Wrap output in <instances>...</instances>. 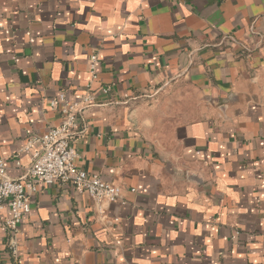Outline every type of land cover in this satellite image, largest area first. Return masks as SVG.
Wrapping results in <instances>:
<instances>
[{
    "label": "crops",
    "instance_id": "crops-1",
    "mask_svg": "<svg viewBox=\"0 0 264 264\" xmlns=\"http://www.w3.org/2000/svg\"><path fill=\"white\" fill-rule=\"evenodd\" d=\"M60 94L84 107L76 166L121 199L40 185L16 256L0 211V264H264V0H0L9 178Z\"/></svg>",
    "mask_w": 264,
    "mask_h": 264
},
{
    "label": "built area",
    "instance_id": "built-area-1",
    "mask_svg": "<svg viewBox=\"0 0 264 264\" xmlns=\"http://www.w3.org/2000/svg\"><path fill=\"white\" fill-rule=\"evenodd\" d=\"M92 82L98 78V60L91 57ZM91 88V86H90ZM100 92L110 95L109 87ZM95 93L87 95L82 106L92 105ZM52 110L62 114L58 127L50 128L38 141V149L32 154L31 166L26 178L14 180L8 177L5 163L0 160V211L7 210L4 227L9 236L8 249L17 255L20 227L31 213V200L39 186H53L57 183L70 185L84 191L96 202L116 203L121 199L122 190L113 183L106 182L98 174H88L76 166L78 151L79 113L84 108L71 105L65 94L50 102Z\"/></svg>",
    "mask_w": 264,
    "mask_h": 264
}]
</instances>
